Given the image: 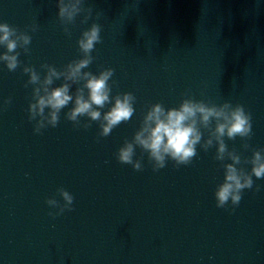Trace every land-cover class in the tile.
I'll list each match as a JSON object with an SVG mask.
<instances>
[{"label": "water", "instance_id": "1", "mask_svg": "<svg viewBox=\"0 0 264 264\" xmlns=\"http://www.w3.org/2000/svg\"><path fill=\"white\" fill-rule=\"evenodd\" d=\"M83 6L92 17L81 23L84 14L77 16L68 36L56 0H0V22L32 37L28 54L17 50L21 66L14 72L0 63V264H264V179L253 177L259 191L244 190L235 208H217L213 193L223 168L213 159L215 146L205 152L197 145L189 165L168 160L157 171L139 148L133 159L141 171L115 156L149 105L176 107L185 94L243 105L252 117L250 148L239 137L225 143L242 160L264 148V0H84ZM93 22L101 26V43L83 71L114 69L112 95L136 97L132 118L99 137L97 122L85 129L65 119L69 104L56 127L34 133L27 114L32 86L25 87L22 67L59 69L79 59L76 40ZM58 188L74 200L71 211L53 217L57 209L45 201L63 204Z\"/></svg>", "mask_w": 264, "mask_h": 264}, {"label": "clouds", "instance_id": "2", "mask_svg": "<svg viewBox=\"0 0 264 264\" xmlns=\"http://www.w3.org/2000/svg\"><path fill=\"white\" fill-rule=\"evenodd\" d=\"M83 5L84 0H56V15L66 35L71 36L68 25L73 24L81 13L84 14L81 23H87L92 17L93 9ZM29 30L35 32L37 29L32 25ZM100 33L101 26L95 22L83 30L76 40L80 58L59 69L48 63L40 65L41 71L30 65L22 67V72L28 77L25 87L32 86L27 114L28 120L34 121V133L40 134L41 129L46 127H56L61 110L69 104L72 107L64 114L65 119L73 122L74 127L85 129L91 126L90 122H97L99 137H107L114 128L132 118L136 97L131 92L112 95L109 81L114 75V69L104 68L95 74L83 71L93 62L91 53L101 43ZM31 40L27 31L0 22V48L4 49L0 51V63L9 72L21 66L18 59L20 52L17 50L21 49L24 54H28ZM57 80L62 82L54 86ZM74 85L78 86L70 91ZM10 103V97L4 100L5 105ZM106 105H109L108 110L102 113L100 110ZM81 117H87L88 122L81 124ZM251 136V113L243 105H233L228 101L215 104L185 94V98L176 107L165 108L159 102L149 105L132 138L124 140L115 156L118 162L141 171L143 166L140 159H133L135 149L139 148L142 153H147L152 170L157 171L164 168L168 160L173 161L175 166L189 165L197 156V145L205 152L215 146L213 159L221 162L223 168V180L216 184L213 193L216 207L225 208L231 204L235 208L244 190L259 191V185L254 188L253 177L264 179V148L252 149L251 157L242 160L236 150L228 149L225 138L235 140L239 137L241 147L248 150L250 145L247 141ZM225 160L231 162L223 163ZM245 164L250 165V170L238 167ZM57 193L63 204L55 198L47 199L45 203L57 209L55 213L49 212V216L72 210L74 197L64 188H58Z\"/></svg>", "mask_w": 264, "mask_h": 264}]
</instances>
